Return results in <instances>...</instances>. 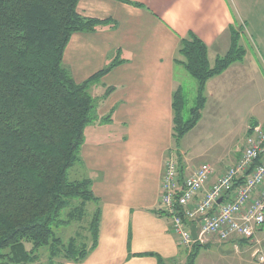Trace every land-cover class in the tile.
<instances>
[{"label": "crops", "instance_id": "crops-1", "mask_svg": "<svg viewBox=\"0 0 264 264\" xmlns=\"http://www.w3.org/2000/svg\"><path fill=\"white\" fill-rule=\"evenodd\" d=\"M77 12L107 23L95 32L72 35L64 63L75 82L84 83L118 62L91 88L92 96L101 99L99 120L87 127L82 164L74 168L81 179L93 183L99 201L87 204V209L92 207L91 216L101 210L98 246L80 264H159L156 256L168 264H186L191 249L180 244L172 218L160 214L166 159L180 153L186 175L206 164H193L189 158L193 148L185 141L206 116L211 125L227 121L228 104L242 86L236 75L256 76L258 60L241 44L247 52L244 60L209 80L202 119L177 149L173 97L179 88L184 90L186 70L175 59L181 39L191 34L209 47L211 65L226 55L231 46L230 28L241 31L238 5L235 0H81ZM110 88V95L102 99ZM197 90L198 84L196 94ZM240 120L238 111L239 127ZM207 139H213L210 133ZM239 157L240 153L228 165L217 159L211 184ZM262 234L264 228L256 240L263 244ZM86 239L90 240L89 232ZM218 243L209 238L207 245ZM230 243L235 248L237 244L248 247L247 252L253 249L244 241Z\"/></svg>", "mask_w": 264, "mask_h": 264}, {"label": "trees", "instance_id": "trees-1", "mask_svg": "<svg viewBox=\"0 0 264 264\" xmlns=\"http://www.w3.org/2000/svg\"><path fill=\"white\" fill-rule=\"evenodd\" d=\"M80 1L0 0V264H37L43 248L49 251L48 264H80L98 246L100 208L87 228L91 246L83 243L86 236L76 234L65 242L56 232L83 222L87 204L99 201L90 179L71 181L69 172L82 164L85 131L99 120L101 99L92 96L91 88L118 65L112 62L84 83L75 82L64 63L72 35L95 32L107 23L79 15ZM230 33V49L214 65L209 61V47L197 36L180 41L175 62L196 80L198 90L188 118L184 91L179 88L174 93L177 149L202 119L209 80L242 62L247 54L241 31L233 26ZM176 156L184 177L182 155ZM73 200L79 204L64 217ZM160 214L170 217L164 211ZM208 247L196 242L186 264H196ZM156 257L159 264H168Z\"/></svg>", "mask_w": 264, "mask_h": 264}, {"label": "built area", "instance_id": "built-area-1", "mask_svg": "<svg viewBox=\"0 0 264 264\" xmlns=\"http://www.w3.org/2000/svg\"><path fill=\"white\" fill-rule=\"evenodd\" d=\"M216 172L206 163L183 177L178 157L170 154L161 179L162 211L172 218L173 232L186 249L209 238L220 243L246 240L256 250L253 264H264L263 245L256 240L264 228V125L248 129L240 157L211 184Z\"/></svg>", "mask_w": 264, "mask_h": 264}, {"label": "rangeland", "instance_id": "rangeland-1", "mask_svg": "<svg viewBox=\"0 0 264 264\" xmlns=\"http://www.w3.org/2000/svg\"><path fill=\"white\" fill-rule=\"evenodd\" d=\"M235 1L241 13V44L248 50L249 54L254 53L257 57L258 73L256 76L249 73L245 74V72L236 75V78L242 81V86L228 104L226 122L222 123L221 121L219 124L211 125V119L206 116L195 131L188 136L185 144L193 148L189 158L195 165L203 163L215 165L217 159L228 165L232 158L239 153L241 154L244 149L247 132L252 123L264 125V3L260 0ZM233 7L235 6L233 5ZM250 82L252 86H249ZM182 83L188 101L185 112V117L188 118L189 110L196 103L197 82L186 72ZM238 111L241 113L240 127L238 125ZM208 133L213 138L212 142L207 139ZM69 179L75 181L81 178L76 174L75 169H71ZM78 204V200H73L71 206L64 211L63 216L65 217ZM91 210L92 207L87 209V216L83 222H75L69 227L56 229L57 235L62 237L65 242L76 234H80L81 237L88 235L87 224L92 217ZM260 237H264V234ZM83 243L90 246L89 241H83ZM262 245L264 249V243ZM247 250L248 247L242 245L239 250H236L235 245L230 242L214 244L200 252L196 264H253L256 250L255 248L250 249L249 252ZM39 253L41 259L37 264H48V249L43 248Z\"/></svg>", "mask_w": 264, "mask_h": 264}, {"label": "water", "instance_id": "water-1", "mask_svg": "<svg viewBox=\"0 0 264 264\" xmlns=\"http://www.w3.org/2000/svg\"><path fill=\"white\" fill-rule=\"evenodd\" d=\"M191 231H192V235H193L194 240H197V228H196V226H193L191 228Z\"/></svg>", "mask_w": 264, "mask_h": 264}]
</instances>
